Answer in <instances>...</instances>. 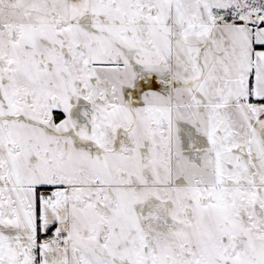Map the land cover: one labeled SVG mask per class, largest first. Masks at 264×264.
<instances>
[{"label":"snow or ice","instance_id":"obj_1","mask_svg":"<svg viewBox=\"0 0 264 264\" xmlns=\"http://www.w3.org/2000/svg\"><path fill=\"white\" fill-rule=\"evenodd\" d=\"M0 264H264V0H0Z\"/></svg>","mask_w":264,"mask_h":264}]
</instances>
